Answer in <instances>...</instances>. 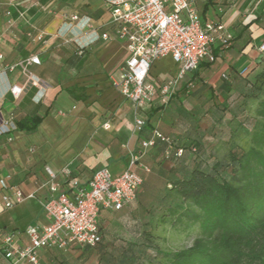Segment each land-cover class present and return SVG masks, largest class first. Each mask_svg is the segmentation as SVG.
I'll return each mask as SVG.
<instances>
[{
	"label": "crops",
	"instance_id": "crops-1",
	"mask_svg": "<svg viewBox=\"0 0 264 264\" xmlns=\"http://www.w3.org/2000/svg\"><path fill=\"white\" fill-rule=\"evenodd\" d=\"M190 1L202 21H220L236 38L230 48L218 51L215 62L183 79H178L179 66L170 56L156 61L149 73L156 105L139 133L133 105L115 87L128 54L116 38L118 26L106 0H0V54L5 63L33 56L41 61L30 67L41 88L27 86L17 99L8 89L25 86L26 76L20 69L0 75V109L16 125L0 135V264H8L2 256L4 233H16L15 245L25 246L27 228L51 222L43 207L50 197L45 168L56 172L62 189L73 195L74 182L87 185L100 169L122 174L154 131L173 141L171 158L165 155L167 145L158 143L140 161L149 172L134 168L144 179L134 202L121 211L101 212V246L73 243L66 251L39 252V264H104L106 256L119 259L142 230L153 229L166 188L193 168L197 154L220 144L212 129L219 126L224 100L216 92L224 82L233 83L256 68L264 41V0ZM38 34L44 39L33 41ZM103 34L110 38L103 39ZM175 80L168 104L161 105L160 90ZM192 81L195 87L188 92ZM33 118H38L34 128L17 127ZM179 149L183 155L176 158ZM64 169L67 176L61 173ZM15 191L35 198L6 208L2 197Z\"/></svg>",
	"mask_w": 264,
	"mask_h": 264
},
{
	"label": "built area",
	"instance_id": "built-area-1",
	"mask_svg": "<svg viewBox=\"0 0 264 264\" xmlns=\"http://www.w3.org/2000/svg\"><path fill=\"white\" fill-rule=\"evenodd\" d=\"M112 20L117 24L116 38L126 45L128 57L119 69V79L115 83L119 93L133 105L136 113V132H141L147 122L146 115L156 105V87L149 80L152 65L170 56L179 66L178 79L196 72L203 63L215 62V50L228 47L234 33L220 21H202L190 0H106ZM77 21V16H72ZM90 27V24H86ZM109 39L108 34L101 36ZM44 37L38 34L33 41ZM259 50L264 52V41ZM82 54V51L79 52ZM40 58L33 56L15 64H6L0 54V75L20 69L26 76L25 86L11 85L8 89L15 99L19 98L27 86L41 88L40 81L31 73L30 67L39 65ZM176 80L160 90V104H168L173 95ZM194 88L188 84V92ZM1 99V97H0ZM13 118L7 120L0 109V135L15 129ZM158 143L167 145L165 155L171 158L174 143L159 131H154L149 140L141 143V149L130 157L128 168L120 175L113 176L106 168L98 170L87 183H73V195L62 189L58 174L45 168L48 175L47 186L50 197L43 203L44 211L51 222L44 226H30L26 230L28 244L16 246V233L6 232L2 239V256L8 264H39V252L43 249L66 251L71 244L95 247L102 240L100 214L103 210L121 211L134 202L144 183L143 176L134 168L139 166L145 172L149 168L140 163L148 149ZM183 150L174 156L179 158ZM67 176L69 171L62 170ZM34 194L24 195L15 191L12 196L4 195L3 204L12 208Z\"/></svg>",
	"mask_w": 264,
	"mask_h": 264
},
{
	"label": "trees",
	"instance_id": "trees-1",
	"mask_svg": "<svg viewBox=\"0 0 264 264\" xmlns=\"http://www.w3.org/2000/svg\"><path fill=\"white\" fill-rule=\"evenodd\" d=\"M218 47L222 52L231 47ZM213 63V62H212ZM212 63H203L199 69ZM198 69V70H199ZM195 87V82H191ZM188 86V85H187ZM240 91L237 101L233 94ZM224 100L219 107V126L211 127L219 141L223 138L225 115L232 104L264 95V72L256 74L253 82L244 77L224 82L216 92ZM243 103V102H242ZM241 103V104H242ZM262 121L249 139L229 153L226 160L209 163L210 152L197 154L193 168L172 181L165 190L162 212L152 230H142L137 241L129 243L119 259L106 256L104 264H264V99L260 101ZM38 118L25 120L17 127L32 129ZM215 130V131H214ZM194 149V147H193ZM197 153V150H194ZM198 225L204 232L220 233L218 240L199 238L180 252L168 253L154 243L156 232L190 228ZM101 242L93 248L103 244Z\"/></svg>",
	"mask_w": 264,
	"mask_h": 264
},
{
	"label": "rangeland",
	"instance_id": "rangeland-1",
	"mask_svg": "<svg viewBox=\"0 0 264 264\" xmlns=\"http://www.w3.org/2000/svg\"><path fill=\"white\" fill-rule=\"evenodd\" d=\"M260 54L261 57L256 68L245 77L248 82L252 83L256 74L264 72V52L260 51ZM239 93L240 91L234 92L233 100L237 101ZM259 97L247 100L240 99L237 103L232 104L231 112L225 115L223 130H219L220 136H223V138L220 140V144L211 147L209 150L211 155L209 163L215 160V158L221 160L228 159L232 149L234 150L235 147L242 146L243 142L249 139L246 130L253 131L263 120L260 115V101L264 99V95H260ZM155 234L154 243L160 250L168 253L185 250L191 247L193 242L199 238L218 240L221 236L218 232L214 234L206 233L198 225L190 228L158 230Z\"/></svg>",
	"mask_w": 264,
	"mask_h": 264
}]
</instances>
